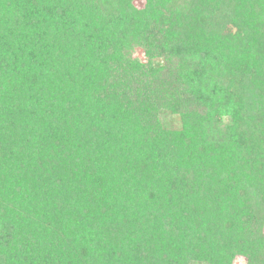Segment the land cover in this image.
Segmentation results:
<instances>
[{"label": "trees", "instance_id": "trees-1", "mask_svg": "<svg viewBox=\"0 0 264 264\" xmlns=\"http://www.w3.org/2000/svg\"><path fill=\"white\" fill-rule=\"evenodd\" d=\"M136 1L0 0V264H264V0Z\"/></svg>", "mask_w": 264, "mask_h": 264}, {"label": "rangeland", "instance_id": "rangeland-1", "mask_svg": "<svg viewBox=\"0 0 264 264\" xmlns=\"http://www.w3.org/2000/svg\"><path fill=\"white\" fill-rule=\"evenodd\" d=\"M142 3H143V0L136 1V5L138 6H141ZM139 57H140V54H139ZM178 120H179L178 117H171V118L166 117L164 123L165 124L169 123V126L176 127L179 123ZM233 264H245V261L242 257H238L234 260Z\"/></svg>", "mask_w": 264, "mask_h": 264}]
</instances>
